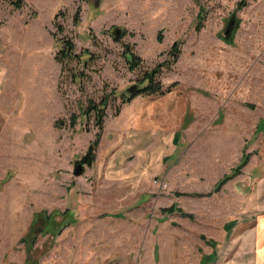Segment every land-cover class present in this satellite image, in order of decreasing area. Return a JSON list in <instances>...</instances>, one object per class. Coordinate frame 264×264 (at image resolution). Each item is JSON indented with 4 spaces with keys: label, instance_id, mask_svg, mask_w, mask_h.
<instances>
[{
    "label": "rangeland",
    "instance_id": "1",
    "mask_svg": "<svg viewBox=\"0 0 264 264\" xmlns=\"http://www.w3.org/2000/svg\"><path fill=\"white\" fill-rule=\"evenodd\" d=\"M221 214L264 215V0H0V264H207ZM238 236L223 264H250Z\"/></svg>",
    "mask_w": 264,
    "mask_h": 264
},
{
    "label": "crops",
    "instance_id": "2",
    "mask_svg": "<svg viewBox=\"0 0 264 264\" xmlns=\"http://www.w3.org/2000/svg\"><path fill=\"white\" fill-rule=\"evenodd\" d=\"M220 209H223V206H220ZM219 216L205 220L203 225V234L209 240L208 245L202 246L204 254L210 259L214 257L207 264H223V243L226 236H237L239 239L238 235L242 231V243L249 250H239L237 253H239L240 258L246 255L251 261L250 264H264V215H258L257 223L254 227L250 218H247L245 214L235 215L226 220H223V214ZM212 246L215 252H212ZM244 252H247V254H244ZM187 262V264H200L199 258L196 260L195 257L188 259ZM171 264H185V262L179 256Z\"/></svg>",
    "mask_w": 264,
    "mask_h": 264
},
{
    "label": "trees",
    "instance_id": "3",
    "mask_svg": "<svg viewBox=\"0 0 264 264\" xmlns=\"http://www.w3.org/2000/svg\"><path fill=\"white\" fill-rule=\"evenodd\" d=\"M10 3L15 8H19L20 5H21V0H10ZM78 21H79V16H78V12H76V14L74 16V23H75V25L78 24ZM57 28H58L59 33H61L62 32L61 26L58 25ZM115 37H117V36H115ZM59 41L61 42L60 52L62 54V59L77 57V58H79V60H82L81 56H75L72 53L73 45H72L71 41L65 40V39H62V40H59ZM178 52L179 51L177 49V45L176 44L172 45V47H171V49H170V51H169L168 54H169V56H171L173 58V61H176L177 60ZM83 53L85 55L88 54L87 51H83ZM125 55H126L127 62L129 64V68L131 70L134 69L135 67H137L139 65L140 59L138 57L134 56L133 54H131L129 52V50H127L125 52ZM83 61H85V59ZM166 64L167 63L164 62V63L158 65L156 68H154L150 72L145 73V75L143 76V78L137 84L131 86V87H134L133 94H129L126 91L124 93H121L120 94L122 100L128 101V100L132 99L133 97H135L137 95H156V94H162L164 92L163 86H162L161 83H159V82H157L155 80V76L158 73L160 67H162V66H164ZM107 102H108V98L107 97H103L99 103H96V102H94L92 100H89L88 103H87L86 110L83 111V116L84 117L90 115L91 113L93 114V116H94V122H95L96 126L99 129L101 128V126L103 124V121H104L105 108H106ZM75 121H76V117L75 116H72V118H71V126L72 127L75 125ZM246 163H247V157L245 155H243V158L241 159L240 164L236 168H234L233 174H231V176L232 175H235V174H238V172L240 171V169ZM231 176H224L223 179H221L216 184V186L214 188V191H218V189L220 188V186L223 183H225ZM75 204H77V203L75 202ZM175 209H176L175 206L172 205V206H170L168 208L163 209L162 211L165 212V213L166 212L167 213H173L175 211ZM63 219L71 220V222H72L75 218L71 214L70 210L67 209L66 212H65V214H64ZM30 252H31V249H29V253ZM28 264H30V263L28 262Z\"/></svg>",
    "mask_w": 264,
    "mask_h": 264
},
{
    "label": "water",
    "instance_id": "4",
    "mask_svg": "<svg viewBox=\"0 0 264 264\" xmlns=\"http://www.w3.org/2000/svg\"><path fill=\"white\" fill-rule=\"evenodd\" d=\"M114 35L118 36V32L115 31ZM133 90H134V87H130L126 90V92H128L129 94H133ZM89 163H90V159L88 156H85L80 161L76 162L73 168V175L81 176L83 174V166Z\"/></svg>",
    "mask_w": 264,
    "mask_h": 264
},
{
    "label": "bare ground",
    "instance_id": "5",
    "mask_svg": "<svg viewBox=\"0 0 264 264\" xmlns=\"http://www.w3.org/2000/svg\"><path fill=\"white\" fill-rule=\"evenodd\" d=\"M236 247V246H235Z\"/></svg>",
    "mask_w": 264,
    "mask_h": 264
}]
</instances>
